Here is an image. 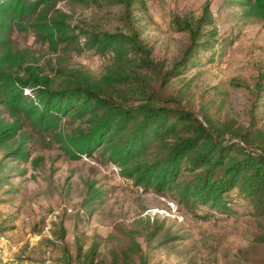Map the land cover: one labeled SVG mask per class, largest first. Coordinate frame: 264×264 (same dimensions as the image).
<instances>
[{
	"label": "trees",
	"instance_id": "1",
	"mask_svg": "<svg viewBox=\"0 0 264 264\" xmlns=\"http://www.w3.org/2000/svg\"><path fill=\"white\" fill-rule=\"evenodd\" d=\"M107 1L129 5L134 0ZM228 1L238 3L246 16L264 19V0ZM56 2L0 0V106L11 117L7 121L0 109L3 156L29 160L21 131L24 120L39 132L56 133L71 159L98 151L104 162L117 166L135 185L155 192L171 190L187 208L201 204L227 211L232 195L243 197L254 230L251 242L238 255L245 264H264L262 78L254 84L245 122L220 115L210 101L201 100L196 108L182 94L166 92L172 78L198 62L202 52L222 43L209 2L198 15L172 16V27L186 33V42L170 63L153 56L138 29L109 32L84 19L71 24L68 15L55 8ZM14 28H31L52 50L63 46L77 53L92 51L105 58L101 71L92 74L65 65L46 71L12 46ZM64 118L71 130L63 133ZM7 168V163L0 164V172ZM6 177L1 174L0 181ZM101 195L94 181H86L81 206L92 207ZM53 234L60 246L59 264H148L137 235L148 245L156 241L157 246H166L176 240L162 222L147 218L124 233L126 242L106 252L96 241L85 247L78 236L71 251L61 221Z\"/></svg>",
	"mask_w": 264,
	"mask_h": 264
},
{
	"label": "rangeland",
	"instance_id": "2",
	"mask_svg": "<svg viewBox=\"0 0 264 264\" xmlns=\"http://www.w3.org/2000/svg\"><path fill=\"white\" fill-rule=\"evenodd\" d=\"M205 2L222 43L202 52L198 62L172 78L166 92L182 94L196 108L201 100L210 101L220 115L245 122L254 84L258 78L264 83V19L246 16L238 3L134 0L127 5L126 1L57 0L55 8L67 14L71 24L84 19L109 32L138 29L140 38L153 48V56L170 63L186 42V33L172 27V16L198 15ZM10 39L15 49L29 54L46 71L65 65L98 74L105 61L92 51L77 53L63 46L52 50L31 28H14ZM261 101L264 124V97ZM0 109L10 121L8 111ZM64 120L63 133L71 130ZM22 121L29 160L5 158L0 148V164L10 167L0 181V264H59L60 246L53 232L60 221L71 251L78 236L85 247L96 241L106 252L126 242L124 233L146 218L162 222L176 236L171 244L157 246L156 241L148 245L137 235L148 264H245L238 250L251 242L254 223L243 197L232 195L227 211L201 204L187 208L171 190L155 192L135 185L117 166L104 162L98 151L91 157L71 159L56 133L39 132ZM35 158H41L38 164L32 163ZM86 181H94L102 192L89 208L81 206Z\"/></svg>",
	"mask_w": 264,
	"mask_h": 264
},
{
	"label": "built area",
	"instance_id": "3",
	"mask_svg": "<svg viewBox=\"0 0 264 264\" xmlns=\"http://www.w3.org/2000/svg\"><path fill=\"white\" fill-rule=\"evenodd\" d=\"M212 14V13H211Z\"/></svg>",
	"mask_w": 264,
	"mask_h": 264
}]
</instances>
